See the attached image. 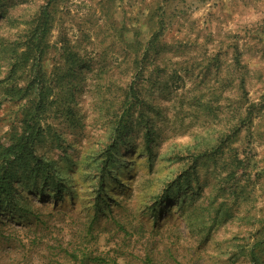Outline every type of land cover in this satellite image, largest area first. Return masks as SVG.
<instances>
[{"label": "rangeland", "instance_id": "1", "mask_svg": "<svg viewBox=\"0 0 264 264\" xmlns=\"http://www.w3.org/2000/svg\"><path fill=\"white\" fill-rule=\"evenodd\" d=\"M46 1L0 0L1 146L20 132L25 105L3 91L13 85L7 51ZM50 4L42 65L54 104L41 114L34 154L52 167L51 177L43 196L39 177L17 175L12 199L23 210L0 207V264H146V252L152 264H251L250 249L264 264V0ZM154 33L138 75L131 41ZM64 39L90 71L67 73ZM133 80L137 102L124 105ZM102 161L109 169L101 175ZM185 174L187 184L162 202L166 186ZM60 181L66 185L54 199L52 183ZM96 195L109 199L103 212L91 208ZM167 223L182 234L162 229ZM165 249L170 258L162 262Z\"/></svg>", "mask_w": 264, "mask_h": 264}, {"label": "trees", "instance_id": "2", "mask_svg": "<svg viewBox=\"0 0 264 264\" xmlns=\"http://www.w3.org/2000/svg\"><path fill=\"white\" fill-rule=\"evenodd\" d=\"M50 1L51 0H47L44 6L40 8L36 16L24 30L22 36L18 38V43L10 47V50L7 51L8 63L6 64L7 72L5 78L13 85L9 89H3V91L8 94V98L10 99L25 101L23 117L20 120V132L16 133L12 131L9 143L5 146L0 145V207L4 204H8L11 208V211H9L10 213L14 212V210L16 209L23 210L21 207H17L15 201L12 199V184L16 179L18 180L17 175L19 173H21L23 176L21 180L25 181L31 179L33 181H36V179L39 177L41 179V184L39 185V187H35V190H39V195L42 194L43 196L47 194L44 190V187L46 186L48 179L51 177L52 167L48 163L43 162L34 154V144L39 141L43 133V130L41 129V123L46 118L43 116L44 113H46V106L48 107V105L54 104L53 101L47 104V97L52 87L47 84V81L45 79L46 72L42 65L45 55L47 54V51L49 49L48 45L46 44V40L52 21L53 6H51ZM156 40L157 33H154L146 42L138 41L135 39L131 41L137 46V49H135L134 51V68L137 70L138 75L141 73L140 70L143 67L142 63L144 62V60H146L147 53L152 50V47ZM7 48L8 47H5L1 51L6 50ZM59 48L61 51L60 56L64 61L63 67L68 69V74L74 69H77L80 72H82L84 69L90 71L88 63L89 61L85 59L84 55H81V57L79 58L77 52L73 50L74 47L69 45L68 40L64 39ZM57 69H59L58 66H55L54 71ZM24 74L28 75L27 81L23 83L22 87H17L14 82H17L16 79H21ZM134 82L135 81L133 80L132 84H130L125 89L124 105L127 103L128 99H131L132 104L137 102V92L135 89H133ZM1 83L2 82H0V84ZM67 85L66 90L67 92H70L67 89ZM66 90L64 93H66ZM70 94L72 95V91L70 92ZM2 99L4 98L2 97ZM60 103L65 104L66 99H60L59 104ZM70 112L71 111L68 105L67 109L64 112L65 117L71 116ZM41 114L43 115L41 116ZM119 121H122V117L120 118V120L118 119L117 121H114V125L119 124ZM123 125L124 124H122V126ZM148 135L149 134H146V136ZM116 138H118V136ZM113 140L114 142L107 144L105 148V162H107V160H109L110 158V150L116 148V146L118 145V139ZM105 162L102 161L100 167V172H102L101 175L104 171L108 172L109 169V165L105 164ZM189 177V174H185L184 176H182L181 181H178V184L176 182L175 184L169 183L166 186V188L168 189H166L168 194H165L168 196L164 195L162 200H165L161 201L165 202L170 200L174 193H177L179 191V186H181L183 183L187 184ZM101 181L102 180H100L98 183V192L103 191V188L101 187L105 185L104 183L102 184ZM63 185H66L63 181H60L59 183H52V186L55 188V191L53 193L54 199H60L62 197V193L65 188V186ZM107 201H109V199L96 195L91 205L94 213L103 212V206H106ZM180 205H182V199L180 200ZM158 213L159 211H157V209H154L150 214L152 215V217H154ZM29 215H31V213H27L25 215H23L22 213L19 216L25 217ZM202 226H204V223ZM185 227L190 231L192 227L191 221H187L185 223ZM161 228L164 230L174 228L177 234H182L178 227H173V225L169 223L162 224ZM89 229L90 225H87L84 231L88 232ZM160 242L161 241H157V243ZM164 251L165 253L162 256H160V253H158V251H155L154 261L160 260L159 256L161 257L162 262L167 257L170 258L167 250L165 249ZM248 254L251 258V264H256L254 251L250 249ZM144 256V263L152 264V260L148 257L147 252ZM93 260L96 261L98 259L93 258ZM173 262L175 261L173 260ZM175 264L180 263L175 262Z\"/></svg>", "mask_w": 264, "mask_h": 264}]
</instances>
